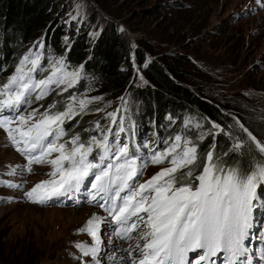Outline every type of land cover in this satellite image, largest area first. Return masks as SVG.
Masks as SVG:
<instances>
[{
  "label": "rangeland",
  "instance_id": "374dc122",
  "mask_svg": "<svg viewBox=\"0 0 264 264\" xmlns=\"http://www.w3.org/2000/svg\"><path fill=\"white\" fill-rule=\"evenodd\" d=\"M53 4L56 9L52 11L47 7L42 19L43 27L39 30L35 41L41 38L43 30L50 27L52 32L62 34L61 40L68 46L76 41L84 42L88 47L86 53L89 57L101 35L107 37V33L113 30L116 37L123 39L127 44L126 49L132 56L134 50H145L141 43L154 38V44L159 47L156 49L159 58L172 56L177 52L191 56L196 62L195 86L199 85L200 90L206 94L222 100L226 108H234L227 113L232 121L223 122L221 126L225 133L218 135L231 133L229 136L231 139L244 142L245 149L236 152V157L242 159L245 158L244 152L254 151L256 153V151L246 132L247 137L245 138L249 143L244 137L230 131L229 127L232 125L235 128L243 126L248 133L264 144V133L260 131L264 130V0H53ZM173 4H176V7ZM31 46H26L25 50ZM25 56H29L28 53L22 56L17 54L11 60L8 58L11 65L0 74V86L15 74L16 67ZM149 58L151 57L147 55L146 60L150 61ZM42 60L41 58V65ZM54 62L47 67L40 66L38 71L33 73V77L37 79L47 77ZM132 67L135 73L132 88L143 89L148 85L141 74L144 66L132 60ZM73 70L79 69L66 68L69 72ZM140 77H143V80ZM66 87V85L59 87L53 85L39 100L34 98L36 94L33 93L32 102L23 110L21 109L20 114L27 115L33 109H38L37 118H39V113L47 110L45 104L49 107L52 99L72 88L67 87L65 90ZM134 91L125 90L116 95L108 93L106 88H100L96 93H90L86 87L76 88L67 100L49 111L52 113L62 111L70 103L77 106L71 97H76L77 100L102 97V100L90 103L85 113L71 120L78 122V119L85 120L89 115L97 116L93 121V129L98 130L97 122L102 127L112 126L107 114L114 112V107H116L122 113L117 119L118 122L123 120L124 125L128 126L130 125L129 118L135 120L136 130L127 140L144 143L152 135L139 131L138 122L143 119L154 120L157 116L149 117L146 101L140 102L142 109L136 108L137 102L129 95ZM124 93L126 94L123 95ZM4 114L8 115L7 112ZM166 115L168 113L164 112L163 117ZM242 120L255 133L248 128L249 126H244ZM182 123V119L177 125H173L172 122L168 123L167 131H171L172 137L181 134L176 133L179 127L184 130ZM184 123L193 131V135L190 136H194V139L193 137L188 139L196 140L201 134L204 135L203 140L210 138L207 133L211 126L207 129L209 126L205 127L196 116H189ZM212 131L213 133L218 132L214 129ZM187 133L186 131L185 135H188ZM72 134H79V132L73 130ZM213 136L211 135V141L214 139ZM163 137L161 150L166 147ZM81 140L85 141L83 138ZM65 141L67 140L63 139L60 142ZM167 142L170 143V140ZM152 152L153 150L149 149L145 161L141 164L149 160ZM57 155L58 153H52L48 159L55 158ZM238 163L233 161L230 166H245L244 162L240 165ZM25 165V156L16 150L7 133L0 129V181L22 185L16 188L0 183V264H92L91 258L83 257L80 249H77L75 245L81 243L91 246L90 236L78 230L86 226L92 214L104 218L100 210L94 207L86 208L85 202L77 206L78 209H62L56 198L45 204L32 203L24 196V193L42 180L51 179L48 174L53 171V168L50 164H33L32 171L28 172ZM169 166L171 165L168 160L162 164L149 162L143 168V174L137 177L136 181L141 184L145 183L153 175ZM202 166H198L197 170L201 171ZM13 169L16 170L15 174H10ZM258 193L261 195L260 190ZM83 210H89L91 214L85 216L84 212L82 213ZM261 217L264 219L263 215ZM253 223L254 227L250 232L252 239L250 246L258 254L262 246L264 247V240L260 239L264 236V224H258L256 221ZM101 229H104V224ZM117 240L119 245L105 238L101 249L104 250V247L106 249L101 250L98 257L100 264L127 263V248L131 250L130 244L125 243L118 236ZM198 251L200 255L203 254V250L198 249ZM191 252L192 255L196 254L195 251ZM198 259L199 257L196 261Z\"/></svg>",
  "mask_w": 264,
  "mask_h": 264
},
{
  "label": "snow or ice",
  "instance_id": "6c2138e0",
  "mask_svg": "<svg viewBox=\"0 0 264 264\" xmlns=\"http://www.w3.org/2000/svg\"><path fill=\"white\" fill-rule=\"evenodd\" d=\"M40 66V54L34 58L25 56L15 74L0 86V129L25 156L26 170L31 172L33 164H50L53 168L48 174L51 179L35 184L24 193L29 201L45 204L57 197L72 199L87 182L90 197L87 202H95L108 213L117 226L113 230L115 235L130 240L132 233L137 232V242L128 250L131 264H190L187 254L197 249L203 250V254L196 264L220 253L224 254L223 264H253V252L246 242L254 227L255 214L264 209V196L258 193L264 185V144L241 126L259 157L247 166L236 167L227 165L215 152V144L210 146L206 156H201L198 144L203 134L196 140L176 135L171 143L165 142L163 150H154L148 161L138 165L139 157L130 151L128 144L118 140L125 128L123 120H116L117 112L108 113L107 118L113 125L119 123L118 131L97 122L99 136L82 141L79 134H73L70 141L60 142L66 134L65 121L85 113L90 103L103 98L77 100L71 97L77 106L70 103L54 113L46 110L39 113V118L38 109L21 115V106L32 102L33 93L39 100L53 85L73 87L81 78L80 70L66 71L63 56L51 65L47 77L34 78L33 73ZM6 112L8 115L4 114ZM212 129L224 133L219 124L213 123L207 135H214ZM110 135L117 138L115 143L110 141ZM229 147L234 154L244 150L245 144L237 140ZM52 153L58 155L48 159ZM165 160L171 166L145 183L136 181L147 163L162 164ZM200 160L203 168L194 176L195 165ZM182 169L188 170L181 172ZM0 183L22 187L7 181ZM105 222L104 218L93 215L86 226L78 230L86 232L93 240L91 246L75 245L83 257L91 258L92 264H100L101 226ZM260 239L264 240V236Z\"/></svg>",
  "mask_w": 264,
  "mask_h": 264
},
{
  "label": "trees",
  "instance_id": "16d2710c",
  "mask_svg": "<svg viewBox=\"0 0 264 264\" xmlns=\"http://www.w3.org/2000/svg\"><path fill=\"white\" fill-rule=\"evenodd\" d=\"M53 5V0H0V48L2 46L0 49V73L3 65L8 62V58L10 60L15 58L17 54H21L25 50L27 45L38 38V32L43 27L42 19L46 14V9L49 7L54 11L56 6ZM49 28L43 30L46 38L45 54L47 62H52L63 56L66 58L67 65L81 67V78L77 83L79 85L77 88L86 87L90 93H96L100 88H106L108 93H115L116 95L123 93L125 90H135L134 93H129V95L137 102V109H142L140 102L146 101L149 117L154 118L155 115L157 117L154 120L143 119L139 121V131L148 132L150 126L153 125V131L157 134L158 139H162L164 135L163 141H172L175 136L170 135L171 131H166L167 115L163 117L164 112L168 113L170 119H181L183 116L194 115L204 123L205 127L209 126L207 129H210V123L223 126V122L232 121L227 113L229 110H234V108H226L222 100L206 94L200 90L199 85L195 86L197 81L194 75L196 62L191 56L177 52L172 56L159 58L158 53H156V49H159V47L154 44V38L141 43L145 50H134L131 56V53L126 49L127 44L124 40L117 38L115 32L111 30L107 33V37L101 35L97 44L93 46L92 54L87 57L86 50L88 47L84 42L76 41L68 46L61 40L62 34H56ZM9 38L10 41H8ZM147 55L151 57L149 58L150 61L146 60ZM132 60L138 65L144 66L141 74L148 85L143 89L132 88L134 87L132 86L134 84L132 79L135 77ZM71 93L72 91H68V93L66 92L52 99V102H55V108L63 103ZM50 106H52V103ZM50 106L47 110H52ZM121 115V111L118 110L117 118H120ZM95 117L97 116L91 117L89 115L80 122L65 121L66 133L71 134L73 130L78 131L81 138L88 140V137L96 135L93 132ZM129 120L130 125H124L125 131L120 134L118 139L128 138L135 132V120L131 118ZM76 124L77 126H75ZM243 125L249 126L245 122ZM232 127H229L232 133L236 132L244 138L247 137L241 128H235L233 125ZM248 128L254 132L250 126ZM118 130L119 125L115 124L113 131ZM260 131L264 133V130ZM185 132L186 130H181L179 127V131L177 130L176 133H181L179 135L184 136L183 133ZM219 133V131L214 133L212 137L215 142L211 141V135L210 138L199 142L198 147L201 156H206L210 146L215 144V152L227 162V165L237 161L239 165L244 162L247 166L259 157V153L254 151L244 152L243 156L245 158L236 157L235 153H231L229 146L238 139H231L228 134L219 136ZM190 137L194 139V136ZM115 139L117 138L110 135L111 142ZM246 141L249 143L247 139ZM162 147L163 142L160 141L157 151ZM225 152H229L230 155L224 156ZM201 163L202 160L195 165L194 176L198 174L197 167Z\"/></svg>",
  "mask_w": 264,
  "mask_h": 264
},
{
  "label": "bare ground",
  "instance_id": "6f19581e",
  "mask_svg": "<svg viewBox=\"0 0 264 264\" xmlns=\"http://www.w3.org/2000/svg\"><path fill=\"white\" fill-rule=\"evenodd\" d=\"M26 53H27L26 50H24L20 55L22 56L23 54H26ZM10 65H11V63H9V62L5 63V64H4V67H3V70L6 69V68H8ZM63 127L65 128V126H63ZM79 212H80V211H79ZM83 212H84V213H83ZM82 213H83L85 216H88L89 214H91V213L89 212V210H83ZM84 215H83V216H84ZM92 216H93V214H92ZM132 237H133L132 239L126 241L125 243H129L130 245L135 246V244H136V237H135V235H133ZM127 250H129V249L127 248ZM127 257H128V252H127Z\"/></svg>",
  "mask_w": 264,
  "mask_h": 264
}]
</instances>
